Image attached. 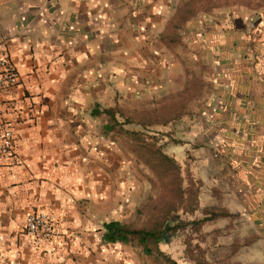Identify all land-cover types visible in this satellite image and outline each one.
<instances>
[{"label":"rangeland","instance_id":"374dc122","mask_svg":"<svg viewBox=\"0 0 264 264\" xmlns=\"http://www.w3.org/2000/svg\"><path fill=\"white\" fill-rule=\"evenodd\" d=\"M158 28L160 47L147 40L108 71L116 146L100 219L184 221L158 244L177 264H264V0H176ZM100 219L57 264H161L135 243H103Z\"/></svg>","mask_w":264,"mask_h":264},{"label":"crops","instance_id":"0c3cea01","mask_svg":"<svg viewBox=\"0 0 264 264\" xmlns=\"http://www.w3.org/2000/svg\"><path fill=\"white\" fill-rule=\"evenodd\" d=\"M173 2L1 0L18 81L0 92V119L14 132L13 154L0 166V264H57L73 252L76 229L104 216L105 154L116 144L108 115L92 110L106 108L108 71L132 64L123 61L138 46H161L158 25ZM116 77L111 86H125ZM35 210L52 213L63 235L36 247L24 233Z\"/></svg>","mask_w":264,"mask_h":264},{"label":"built area","instance_id":"2783aa9c","mask_svg":"<svg viewBox=\"0 0 264 264\" xmlns=\"http://www.w3.org/2000/svg\"><path fill=\"white\" fill-rule=\"evenodd\" d=\"M1 2V0H0ZM18 81V73L8 55L7 38L0 29V92L13 88ZM14 150V132L10 124L0 119V166L12 156ZM24 233L30 237L36 247L61 236L52 213L35 210L24 218Z\"/></svg>","mask_w":264,"mask_h":264},{"label":"trees","instance_id":"16d2710c","mask_svg":"<svg viewBox=\"0 0 264 264\" xmlns=\"http://www.w3.org/2000/svg\"><path fill=\"white\" fill-rule=\"evenodd\" d=\"M246 92L249 91H245V93ZM100 112L106 113L110 119L107 124V130L113 129L117 123L113 109L105 108L100 111L95 107L92 110V113L95 115ZM185 225L184 221H178L174 225H169L165 228H133L123 224L119 220H111L102 224L103 233L101 240L103 243H135L141 247L142 252L145 255L154 256L161 264H177L176 261L172 260L169 256L158 249V244L163 240L166 233H175L182 230Z\"/></svg>","mask_w":264,"mask_h":264}]
</instances>
